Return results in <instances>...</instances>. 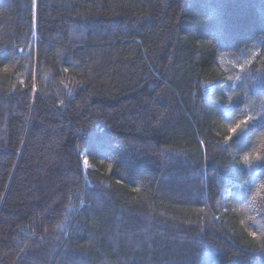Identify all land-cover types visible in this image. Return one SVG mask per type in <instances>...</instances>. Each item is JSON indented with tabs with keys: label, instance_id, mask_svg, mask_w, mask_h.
Wrapping results in <instances>:
<instances>
[{
	"label": "trees",
	"instance_id": "16d2710c",
	"mask_svg": "<svg viewBox=\"0 0 264 264\" xmlns=\"http://www.w3.org/2000/svg\"><path fill=\"white\" fill-rule=\"evenodd\" d=\"M0 264H264V0H0Z\"/></svg>",
	"mask_w": 264,
	"mask_h": 264
},
{
	"label": "snow or ice",
	"instance_id": "6c2138e0",
	"mask_svg": "<svg viewBox=\"0 0 264 264\" xmlns=\"http://www.w3.org/2000/svg\"><path fill=\"white\" fill-rule=\"evenodd\" d=\"M5 71H7V69H5ZM65 72H67V69L64 70ZM254 119L253 117H249L248 120H241L240 122L236 123L235 125H233L232 127L228 128L227 131L231 134L228 137L225 138L224 143L227 144L229 142V140H231L232 136L235 135L238 130H240L243 126H246L247 123L249 122V120ZM250 157L249 156H245L244 160L247 161ZM85 163H87V161H85ZM249 235H253L252 233H249Z\"/></svg>",
	"mask_w": 264,
	"mask_h": 264
}]
</instances>
